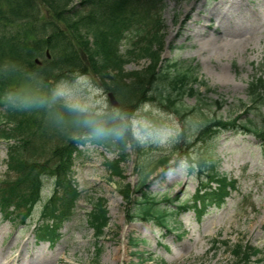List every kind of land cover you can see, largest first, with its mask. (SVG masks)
Instances as JSON below:
<instances>
[{"label": "rangeland", "instance_id": "obj_1", "mask_svg": "<svg viewBox=\"0 0 264 264\" xmlns=\"http://www.w3.org/2000/svg\"><path fill=\"white\" fill-rule=\"evenodd\" d=\"M244 6H251L253 11L233 25L229 17ZM162 16V59L196 66L202 81L196 88L203 98L208 102L224 101L216 114L229 118L242 113L240 118L248 126L264 127V105L242 112L246 108L242 102H248V81L254 73L262 72L264 0H167ZM134 40L136 35L130 33L121 51L130 49ZM38 57L44 60V56ZM147 63L146 59L134 58L125 70H138ZM101 80L92 73L80 75L61 83L57 93L73 107L105 112L111 106ZM25 85L24 88H30ZM196 99L187 95L182 101L194 105ZM198 121L199 117L189 116L187 132L181 135L182 123L175 114L156 102L143 105L132 120L141 151L138 153L133 147L127 150L129 156L121 164L123 179L110 177L105 165V160L112 159L114 154L92 144L81 147L73 167L81 196L72 218L57 228L54 240L49 242L35 238L38 233L33 224L3 220L0 214V264L15 256H20V264H26L32 253L47 255L45 264H234L224 241H240L260 248L262 253L254 256L250 264H264V139L240 127L211 139H197L193 127ZM178 142L180 149L195 159L212 155L218 171L235 179L237 188L230 191L221 205L209 206L201 216L192 209L172 216L170 231L136 216L129 219L118 184L128 183L134 190L142 179L140 165L151 162L152 166L162 156L171 160L148 176L145 190L154 195L159 209L173 208L176 197L191 199L199 173L196 164L188 165L185 154H174ZM5 160L6 142L0 139V178L6 171ZM43 189L42 195L49 194V182ZM134 197L140 194L135 193ZM165 197L170 200L167 202ZM99 198L106 201L109 222L95 238L87 217ZM39 210L40 204L35 207L33 223L38 220ZM130 237L143 238L144 242L132 247Z\"/></svg>", "mask_w": 264, "mask_h": 264}, {"label": "trees", "instance_id": "obj_2", "mask_svg": "<svg viewBox=\"0 0 264 264\" xmlns=\"http://www.w3.org/2000/svg\"><path fill=\"white\" fill-rule=\"evenodd\" d=\"M162 1L80 0L79 8H75L70 5L72 0H0V137L7 142V171L0 179V208L6 215L17 211L16 215L25 219L41 199L44 180L51 179V196L45 200L41 214L54 222L70 217L81 195L72 178L74 154L87 141L116 154L106 161L107 168L123 179L121 163L128 157V144L138 152L140 149L130 116L150 99L159 101L181 120L199 112L203 118L201 136L235 125L236 118H209L201 106L178 105L184 94L197 93L193 84L198 79L194 67L179 69L175 62L165 68L159 65L164 37L158 16ZM148 27L152 29L150 36ZM134 29L141 30L138 32L142 35L144 30L145 34L140 35L127 54H121L120 42ZM45 50H49L51 58H45L42 65L35 64L34 58L45 56ZM135 57H147L150 62L143 69L125 71L124 64ZM89 70L109 80L108 89L119 102L117 113L82 112L52 94L51 79L55 83ZM25 84L30 88H24ZM263 91L264 79L254 76L248 85L252 106L264 104ZM215 103L220 108L221 104ZM245 128L260 136L259 130ZM202 159L206 162L205 157ZM168 160L160 159L161 163L149 172ZM207 165L217 187L196 195L202 209L211 202L220 203L228 193L227 188H234L235 182L220 175L213 162ZM148 167L149 164L140 165L143 177L137 188L132 190L128 183L120 182L118 191L126 202L130 219L136 216L154 220L168 229V217L177 214L183 204L169 213L155 209L153 194L145 190ZM136 192L141 195L139 199L132 197ZM131 209L136 211L129 214ZM88 215L95 233L101 234L108 222L105 200L98 199ZM130 239L135 245V238ZM231 251L238 264H247L258 250L238 242Z\"/></svg>", "mask_w": 264, "mask_h": 264}, {"label": "bare ground", "instance_id": "obj_3", "mask_svg": "<svg viewBox=\"0 0 264 264\" xmlns=\"http://www.w3.org/2000/svg\"><path fill=\"white\" fill-rule=\"evenodd\" d=\"M239 9V8H238ZM237 9V10H238ZM236 10V11H237ZM236 11L233 13L232 16L229 17V20L232 24L236 25L237 23H240L241 21H243L246 17H248L251 12L252 9L249 8L248 10V14L246 13L245 15H238L236 13ZM238 12V11H237ZM234 18V19H232ZM20 254V252H19ZM30 259H28L26 264H45L47 259V255L41 254V253H32L30 255ZM5 264H20V256H15L13 258L8 257V259L6 260ZM25 264V263H23Z\"/></svg>", "mask_w": 264, "mask_h": 264}, {"label": "water", "instance_id": "obj_4", "mask_svg": "<svg viewBox=\"0 0 264 264\" xmlns=\"http://www.w3.org/2000/svg\"><path fill=\"white\" fill-rule=\"evenodd\" d=\"M109 96H110V101H111V103H112L113 105L117 106V102H116V100L114 99V97L112 96L111 93H109Z\"/></svg>", "mask_w": 264, "mask_h": 264}]
</instances>
